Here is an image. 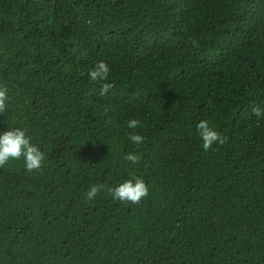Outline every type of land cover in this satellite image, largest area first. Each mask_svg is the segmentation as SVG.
Segmentation results:
<instances>
[{
	"label": "trees",
	"instance_id": "1",
	"mask_svg": "<svg viewBox=\"0 0 264 264\" xmlns=\"http://www.w3.org/2000/svg\"><path fill=\"white\" fill-rule=\"evenodd\" d=\"M0 86L44 154L0 167V264H264V0H0Z\"/></svg>",
	"mask_w": 264,
	"mask_h": 264
},
{
	"label": "clouds",
	"instance_id": "2",
	"mask_svg": "<svg viewBox=\"0 0 264 264\" xmlns=\"http://www.w3.org/2000/svg\"><path fill=\"white\" fill-rule=\"evenodd\" d=\"M109 73V65L104 61H99L89 73V76L92 81H107ZM113 87L112 83H102L99 95L104 97ZM8 99L7 88L0 86V113L5 111ZM253 112L258 116L261 114V110L258 108H254ZM127 127L135 129L143 127V124L138 119H131L127 122ZM197 131L203 140V149L205 151L210 150L213 144L218 143L223 145L227 142V137L210 127L208 121H200L197 124ZM129 135L134 144H141L145 140V137L140 134L130 133ZM21 157L25 159L26 170L28 172L40 169L43 165V152L39 147L30 142V138L24 130L16 128L0 134V167L5 166L10 159H20ZM124 158L132 163L139 162V157L134 153H129ZM103 189V184L92 185L86 193V198L89 200L95 199ZM108 191L113 195L115 200L138 204L149 195L150 189L143 179L136 177L134 180L125 181L118 187L109 188Z\"/></svg>",
	"mask_w": 264,
	"mask_h": 264
}]
</instances>
